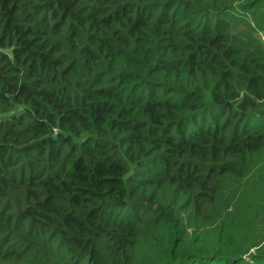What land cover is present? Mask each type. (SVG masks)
<instances>
[{
	"label": "trees",
	"instance_id": "1",
	"mask_svg": "<svg viewBox=\"0 0 264 264\" xmlns=\"http://www.w3.org/2000/svg\"><path fill=\"white\" fill-rule=\"evenodd\" d=\"M261 32L264 0H0V264H264Z\"/></svg>",
	"mask_w": 264,
	"mask_h": 264
},
{
	"label": "rangeland",
	"instance_id": "2",
	"mask_svg": "<svg viewBox=\"0 0 264 264\" xmlns=\"http://www.w3.org/2000/svg\"><path fill=\"white\" fill-rule=\"evenodd\" d=\"M250 38L252 39V44L254 45H260L264 48V32H261L259 34L251 33ZM246 42H249V40H245Z\"/></svg>",
	"mask_w": 264,
	"mask_h": 264
}]
</instances>
